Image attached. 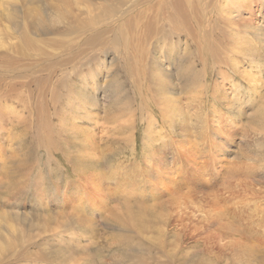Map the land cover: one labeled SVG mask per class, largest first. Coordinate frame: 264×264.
Masks as SVG:
<instances>
[{
	"label": "rangeland",
	"instance_id": "374dc122",
	"mask_svg": "<svg viewBox=\"0 0 264 264\" xmlns=\"http://www.w3.org/2000/svg\"><path fill=\"white\" fill-rule=\"evenodd\" d=\"M261 106L264 0H0V264H264Z\"/></svg>",
	"mask_w": 264,
	"mask_h": 264
},
{
	"label": "bare ground",
	"instance_id": "6f19581e",
	"mask_svg": "<svg viewBox=\"0 0 264 264\" xmlns=\"http://www.w3.org/2000/svg\"><path fill=\"white\" fill-rule=\"evenodd\" d=\"M254 59H252L251 61H249L250 63L247 65V66H245L244 67V69L242 70V72H243V75L244 76H246V75H251V73L253 72V70H254V68L256 67V64H257V61H253ZM263 109V112H264V107H260V111ZM184 111V110H183ZM263 117V116H262ZM251 118H252V116H251ZM263 119V118H262ZM219 120V119H218ZM260 122H261V120H260ZM264 122V121H263ZM218 124V123H217ZM221 126V125H220ZM200 127H202V128H204V126H202V124L200 125ZM229 127H231V125L230 124H228L225 128H224V130L226 131V136L228 135V132H227V128L229 129ZM218 128V125H215V129H217ZM259 129V128H258ZM218 130H222V128H218ZM225 131H224V133H222V134H220V135H218V136H223L224 135V137H225ZM203 132V131H202ZM221 132V131H220ZM223 132V131H222ZM262 132V131H261ZM218 133V132H217ZM204 137L205 136H208L209 138H210V141H211V139H212V133H206L205 134V132H204ZM212 136V137H211ZM215 136V135H214ZM229 137V136H228ZM202 139V138H201ZM206 140V139H205ZM197 141V140H196ZM207 141V140H206ZM209 142V141H208ZM95 148V147H94ZM95 152H96V150H95ZM82 153V152H81ZM89 154V153H88ZM113 170V169H112ZM126 171V170H125ZM129 174V173H128ZM132 176V175H131ZM134 177V176H133ZM131 178V177H130ZM96 179V178H95ZM98 179V178H97ZM136 181V180H135ZM129 182V183H128ZM123 184L124 185H127V187L128 188H130L131 187V189H132V191H134L136 188L133 186V185H135L132 181L130 182V181H126L125 179L123 180ZM124 187V186H123ZM104 190V189H103ZM102 190V191H103ZM163 191V190H162ZM98 192V191H97ZM100 192H101V189H100ZM122 194V193H121ZM120 194V195H121Z\"/></svg>",
	"mask_w": 264,
	"mask_h": 264
}]
</instances>
